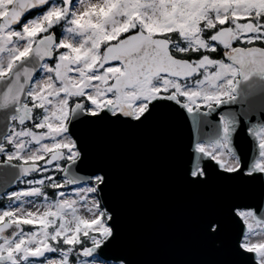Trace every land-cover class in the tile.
<instances>
[{"label": "snow or ice", "instance_id": "6c2138e0", "mask_svg": "<svg viewBox=\"0 0 264 264\" xmlns=\"http://www.w3.org/2000/svg\"><path fill=\"white\" fill-rule=\"evenodd\" d=\"M98 5L105 15H95ZM256 74L264 76V0L235 9L212 0H0V264H128L113 250L108 177L84 148L85 129L99 122L168 116L187 125L189 112L215 113L222 135L195 146L203 159L187 150L189 181L206 182L212 169L264 182V125L248 128L261 157L249 166L226 115L238 98L249 112L264 108L253 102L264 81L248 83ZM227 219L242 264H264V194L233 203ZM205 228L214 235L222 223Z\"/></svg>", "mask_w": 264, "mask_h": 264}, {"label": "water", "instance_id": "95a60500", "mask_svg": "<svg viewBox=\"0 0 264 264\" xmlns=\"http://www.w3.org/2000/svg\"><path fill=\"white\" fill-rule=\"evenodd\" d=\"M264 81L258 74L248 83ZM241 82V87H246ZM264 97L255 96L259 104ZM226 113L234 122L231 140L241 161L251 166L255 138L248 128L264 124V108L249 112L243 98ZM239 117V119L237 118ZM187 125L161 116L144 125L103 121L84 131L87 162L108 177L105 199L114 213L113 250L128 264H242L233 251L228 209L233 203L264 194V182L243 176L226 177L209 170L206 182L193 184L185 169L190 148L197 159L196 143L222 135L218 115L187 114ZM208 120L201 131L203 119ZM208 220L222 223L209 235Z\"/></svg>", "mask_w": 264, "mask_h": 264}, {"label": "rangeland", "instance_id": "374dc122", "mask_svg": "<svg viewBox=\"0 0 264 264\" xmlns=\"http://www.w3.org/2000/svg\"><path fill=\"white\" fill-rule=\"evenodd\" d=\"M206 2H207V0H188V3L192 7H195L198 4L202 5V4L206 3ZM248 2H249V0H212L213 6H216V5L228 6V7H231L233 9H235V8L241 6V5H244V4L248 3ZM107 11L108 10L106 8H104L103 6L98 5L95 8V15L97 17H100V16L105 15ZM173 11H175V9ZM187 15H189L192 20H197L198 13L188 12ZM227 18L228 17H226V19ZM237 18H239V17H237ZM174 23H175V27H179L180 29L188 30V28H189V23L188 22H174ZM151 29L152 30L153 29L154 30H156V29L164 30L162 25H160V24H153L151 26Z\"/></svg>", "mask_w": 264, "mask_h": 264}, {"label": "flooded vegetation", "instance_id": "af4514ba", "mask_svg": "<svg viewBox=\"0 0 264 264\" xmlns=\"http://www.w3.org/2000/svg\"><path fill=\"white\" fill-rule=\"evenodd\" d=\"M175 28H179V27H175ZM152 31H162V30H159V29H156V30H152ZM258 76L259 77H261V78H263L264 79V76H261L260 74H258ZM232 120V119H231ZM264 125V124H263ZM236 126H237V122L235 121H233L232 120V125H231V128H232V132H233V130H235L236 129ZM257 126H261V125H255V127H257ZM232 132H231V135H232ZM252 138H254L253 136H252ZM216 140H212V141H210V142H208V141H206V140H201V141H199V142H197L196 143V145L197 144H199V143H205V144H211V143H213V142H215ZM255 159L253 160V163H252V165L257 161V160H259L261 157H260V149L258 148V146H257V143H256V145H255ZM238 155V154H237ZM239 156V155H238ZM239 158H240V156H239ZM241 160V159H240ZM0 207H2V205H0Z\"/></svg>", "mask_w": 264, "mask_h": 264}, {"label": "trees", "instance_id": "16d2710c", "mask_svg": "<svg viewBox=\"0 0 264 264\" xmlns=\"http://www.w3.org/2000/svg\"><path fill=\"white\" fill-rule=\"evenodd\" d=\"M179 29H180V28H179ZM3 203H4L3 201H0V205H2V206H3Z\"/></svg>", "mask_w": 264, "mask_h": 264}]
</instances>
